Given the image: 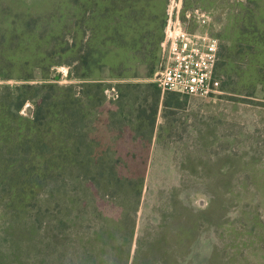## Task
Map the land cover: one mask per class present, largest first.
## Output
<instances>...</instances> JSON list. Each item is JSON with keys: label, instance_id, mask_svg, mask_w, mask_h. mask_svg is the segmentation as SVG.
<instances>
[{"label": "rangeland", "instance_id": "rangeland-1", "mask_svg": "<svg viewBox=\"0 0 264 264\" xmlns=\"http://www.w3.org/2000/svg\"><path fill=\"white\" fill-rule=\"evenodd\" d=\"M177 1L188 28L219 37L222 91L162 92L154 129L138 124L131 130L132 116L125 122L109 116L105 92L84 83L118 88L155 81L172 0H0V100H9L15 85L75 84L81 107L92 102L86 108L95 115L90 126L103 129L104 120H118L108 125L112 140H97L92 148H139L142 155L122 159L123 165L137 174L147 164L139 200L110 195L99 201H109L111 212L129 211L138 201L136 214L124 213L125 229L88 215L83 206L74 212L77 227L66 222L55 228L50 221L57 208L44 200L46 168L64 161L63 135L50 122L33 123L30 98L12 116L2 105L0 161L24 164L38 199L17 208L4 198L8 190L0 193V264H264V0ZM196 5L211 12L209 24L188 19ZM84 73L89 79L78 77ZM19 92L30 96L28 89ZM93 94L98 104L89 99ZM143 99L134 115L154 102ZM19 130L30 135L23 145L16 144ZM85 160L77 154L75 175L92 181L90 169L79 164Z\"/></svg>", "mask_w": 264, "mask_h": 264}, {"label": "trees", "instance_id": "trees-1", "mask_svg": "<svg viewBox=\"0 0 264 264\" xmlns=\"http://www.w3.org/2000/svg\"><path fill=\"white\" fill-rule=\"evenodd\" d=\"M85 59L86 58H84V60ZM88 75L89 74L84 73L78 77L80 79H89ZM84 84L95 87L98 93L100 91L105 92L106 96L109 98V101H107V104L110 105L109 116L117 117L120 121L124 122L125 118H127L125 116H132L128 124L131 130H135L134 127H137L138 124H146L152 130L154 129L158 113L157 106L160 101L161 93L163 92L156 81H149L146 83L128 81L125 83H118V88L114 84L106 87L103 81L95 80L87 81ZM74 87L75 84L61 85L59 83L50 82L15 85L11 88L12 90L14 89V92L9 93V100H0V112L4 111V107H6L9 112L8 115L12 116L15 113L14 110L18 112L25 104L26 100L30 98L36 104L33 123L36 124L39 122L40 124V120L50 122L54 124L53 128H58L63 135V140L65 141L64 150L62 151L64 161L59 165H53L51 164L52 162H49L46 168V175L49 183L47 184L48 194L45 195L44 200L50 210L57 208L58 212L56 211V219H51L50 221L54 224L53 226L55 228L62 223L66 224V222L77 227L78 215H74V212L76 210L80 211L79 206H83L84 209L87 210L86 212L88 215L97 216V219L110 223L113 227L125 229L124 213L131 212L132 214H136L138 201L135 205L130 207L131 209L129 211L123 210V207L118 205L123 211L113 212L110 210L112 209V205L109 206V201H99L103 199V197L110 195L121 196L123 200L133 195L135 199L139 200L142 194L147 164L143 161V170L141 173L137 174L134 170L130 169L129 164L127 166L123 165L124 161H122V159L126 158L133 160L142 155L139 148L117 146L111 149L98 148L97 151L92 148L93 142L97 140H112L108 125L118 120L115 119V121L111 123H109L108 120H104L103 129H97L94 125L90 126V122L92 121L93 123V118L95 116L88 111L92 102L82 108L77 91ZM113 87H115L118 92L117 96H112L108 92V90H111ZM21 89H28L30 96H24L23 94L25 93L22 92L17 93V90ZM58 90L64 91V94L62 96H60V94H55ZM167 92L170 94H180V92L176 91ZM143 95L144 97H142ZM57 97L58 100L55 101L54 98ZM153 97L154 102L152 105L148 107L146 105H141L143 107L139 108L140 114L134 115V111L140 106L138 100L144 98L143 100L147 101ZM89 99L95 104H98L94 94L90 95ZM164 103L166 106L171 104L169 100L164 101ZM55 106H57V110H55ZM86 108L88 110H86ZM11 120L12 119H10L8 123V127H10ZM78 123H81L80 128H78ZM92 129H95L93 131L95 137H90ZM16 133H19L16 135V144L18 145H23L25 138H30L27 131L24 133L22 130H19ZM132 135L138 138L134 131H132ZM33 138L36 139L37 136H32L31 140H33ZM82 146H84L85 149ZM15 149L20 150L21 148L15 146ZM81 153L86 157V160L81 161L79 164L83 165L86 172L90 169L92 181H87L86 179L82 180L75 175V167L78 165V161L75 160L77 154ZM107 157H109V159H107ZM114 157L116 159H113ZM10 159L12 160V158ZM56 170L59 171L56 172ZM30 174L31 173L22 163L15 161H0V193L5 195L4 193L8 190V195L7 197L4 196V198L9 199L10 206L14 205L17 208H24L29 201L38 199L33 192L34 185H32L31 180L28 179ZM61 176L62 181L58 183L57 178ZM24 191L28 193L25 194ZM91 197L93 199H90ZM95 199L97 200V204H94ZM121 204L126 207L129 206L126 203ZM116 207L117 206H115V208ZM65 209L67 210L66 220L62 215V211ZM75 243L76 241L71 244ZM61 250L63 254L60 253V255L63 257L67 247Z\"/></svg>", "mask_w": 264, "mask_h": 264}, {"label": "built area", "instance_id": "built-area-1", "mask_svg": "<svg viewBox=\"0 0 264 264\" xmlns=\"http://www.w3.org/2000/svg\"><path fill=\"white\" fill-rule=\"evenodd\" d=\"M181 1L172 0L162 41L161 62L154 80L163 92L207 96L218 93L222 79L218 75L220 39L208 29L188 28L182 21ZM189 20L205 26L213 20L211 12L200 5L188 9ZM117 96L115 87L108 90Z\"/></svg>", "mask_w": 264, "mask_h": 264}, {"label": "water", "instance_id": "water-1", "mask_svg": "<svg viewBox=\"0 0 264 264\" xmlns=\"http://www.w3.org/2000/svg\"><path fill=\"white\" fill-rule=\"evenodd\" d=\"M156 76H158V74Z\"/></svg>", "mask_w": 264, "mask_h": 264}]
</instances>
